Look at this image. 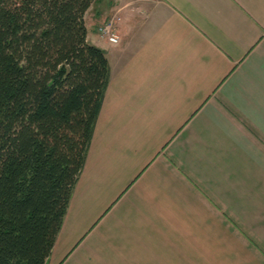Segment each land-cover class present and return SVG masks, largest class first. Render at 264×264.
I'll use <instances>...</instances> for the list:
<instances>
[{
    "label": "crops",
    "instance_id": "crops-1",
    "mask_svg": "<svg viewBox=\"0 0 264 264\" xmlns=\"http://www.w3.org/2000/svg\"><path fill=\"white\" fill-rule=\"evenodd\" d=\"M85 22L111 76L46 264H264V0H97Z\"/></svg>",
    "mask_w": 264,
    "mask_h": 264
},
{
    "label": "trees",
    "instance_id": "trees-1",
    "mask_svg": "<svg viewBox=\"0 0 264 264\" xmlns=\"http://www.w3.org/2000/svg\"><path fill=\"white\" fill-rule=\"evenodd\" d=\"M97 0H0V264H46L110 81Z\"/></svg>",
    "mask_w": 264,
    "mask_h": 264
},
{
    "label": "built area",
    "instance_id": "built-area-1",
    "mask_svg": "<svg viewBox=\"0 0 264 264\" xmlns=\"http://www.w3.org/2000/svg\"><path fill=\"white\" fill-rule=\"evenodd\" d=\"M118 18H112L111 21L106 22L97 28V32L102 39H107L110 43H118L119 36L115 30V21Z\"/></svg>",
    "mask_w": 264,
    "mask_h": 264
},
{
    "label": "rangeland",
    "instance_id": "rangeland-1",
    "mask_svg": "<svg viewBox=\"0 0 264 264\" xmlns=\"http://www.w3.org/2000/svg\"><path fill=\"white\" fill-rule=\"evenodd\" d=\"M118 35V34H117ZM119 36V35H118Z\"/></svg>",
    "mask_w": 264,
    "mask_h": 264
}]
</instances>
